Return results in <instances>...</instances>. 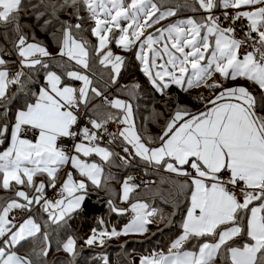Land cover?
<instances>
[{"label": "snow or ice", "instance_id": "1", "mask_svg": "<svg viewBox=\"0 0 264 264\" xmlns=\"http://www.w3.org/2000/svg\"><path fill=\"white\" fill-rule=\"evenodd\" d=\"M81 5L87 19L94 22L89 30L97 43L92 46L74 35L73 30H83ZM22 7L23 0H0V24L14 26L13 47L19 58V70L13 72L0 48V107L5 120L7 105L15 96L9 95L12 86L34 98L16 110L13 121L0 122V145L5 139L10 141L0 151V187L15 190L14 197L0 202V264H35L30 255L47 257L49 232L30 214L33 206L42 205L52 225L66 223L87 207V181L112 191L107 184L111 173L103 181L102 177L104 165L116 164L117 159V166L139 160L153 169L187 177L178 185V196L183 194L187 200L180 234L166 251L143 256L140 264H215L218 257L224 264H264V0H188L174 7H165L164 0H40L33 5L38 18L48 13L58 19L59 12L71 8V15L81 21H60L58 55L66 60L62 73L49 70L44 58L52 59V54L39 41L29 42L21 30ZM182 8L202 14L156 27ZM113 43L125 51L138 49L141 71L160 94L167 95L173 85L183 91L201 85L220 91L199 111L168 97L176 101L174 110L162 133L153 136L137 128L130 100H109L93 86L86 71L71 70L73 63L89 69L95 55L111 69L110 79L115 83L126 58L112 51ZM37 66L47 71L38 92H32L28 87L32 78L25 69ZM215 74L223 81L249 80L262 94L258 97L241 84H209ZM68 81L81 84L75 87ZM140 87L131 85L128 95L134 96ZM95 97H102L103 105L113 111L97 110L80 126V109H88ZM197 99L204 102L202 96ZM110 123L117 125V132L108 131ZM28 133L34 138H28ZM105 136L109 144L120 143L123 155L102 146ZM63 139L70 140L71 146H62ZM93 155L100 162L86 159ZM68 164L84 179L76 180L69 171L60 180L59 172ZM37 176L45 179L37 182ZM58 180L59 198L49 199L46 189L56 188ZM134 180L127 176L122 181V201H130L140 187ZM25 189L35 194L30 196ZM108 203L117 214L129 211L116 207L112 200ZM16 210L29 214L18 221L10 215ZM130 211L132 218L123 229L93 228L85 245L103 246L121 235L143 234L157 216L163 219L139 196L130 203ZM38 234L42 238L39 252L33 248L29 255L18 254L17 246ZM60 247L75 257L77 238L68 236Z\"/></svg>", "mask_w": 264, "mask_h": 264}, {"label": "trees", "instance_id": "2", "mask_svg": "<svg viewBox=\"0 0 264 264\" xmlns=\"http://www.w3.org/2000/svg\"><path fill=\"white\" fill-rule=\"evenodd\" d=\"M156 2L161 3V0H156ZM186 2H188V0H164V6L174 7L176 4H184ZM39 3L40 0H23V7L18 16V23L23 33L29 37V41L32 39L39 40V42L46 45L48 51L52 54V59L44 58L45 63L49 65V70L62 73L64 71V66L66 65V60L58 55L60 48L58 40L62 37L60 21L67 20L73 24L81 21H79L75 15H71L73 11L71 8L59 12L57 14L58 19L53 18L48 13H45L44 16L38 18V11L33 5H39ZM39 11H43V8H40ZM178 12L193 13L188 8H182ZM197 13L198 12L193 14ZM80 15L85 17L82 22L83 30L80 32L73 30L74 35H76L78 39L83 38L87 40L90 46L95 45L97 43L96 38L89 30L90 27H92V23L91 20L87 19V11L83 9L82 5ZM45 20H49L50 23L46 25L44 23ZM16 39L17 36L12 24H0V48L4 50V53L6 54L5 58L9 60L8 66L13 72L19 70V58L13 47V43ZM118 49L121 48L118 47ZM125 58V66L120 72L118 81L114 83L116 91L107 87L108 85H112L110 79L111 69L101 65L95 55L91 56L90 67L86 71L93 80V86L100 89L109 100L114 97L130 100L134 107V117L137 128L146 130L147 133L153 136H158L162 133L163 125L174 110L176 101H171L168 97H175L179 103L192 110L198 109L197 111L202 110L204 108V103L213 97V95L209 97L204 93H197L192 89L183 91L175 85L166 90L167 95L160 94L153 88L147 77L141 71V64L136 59L135 54L132 57L125 55ZM79 69L82 68L75 65V63L71 65V70ZM25 71L29 72L32 78V83H30L28 87L32 92H38V85L44 83V77L47 70L37 66V69H25ZM70 83L73 86L78 87L80 82L72 81ZM133 84H139L141 87L136 90L134 96H129L128 88ZM247 87L258 97L262 94V90L259 86L249 80L247 81ZM26 92L27 90L24 92L19 91L17 86H12L9 89V95L15 93V96L12 98L11 103L7 105L8 111L6 114V120L5 110L3 107H0V122L13 121L16 110L23 107L26 101L34 99L33 97H29ZM200 96L204 97V102L197 99V97ZM154 104L160 105V107L153 108ZM87 112L92 116L88 109ZM262 114H264V112H262ZM9 142V139H5V143L0 145V151H3L4 148L8 146ZM114 143L116 147L121 150L120 143ZM109 147L113 151L120 153L115 147ZM118 164L119 160L117 159L116 164L104 165L105 173L104 177H102V181L110 172L112 178L107 180V184L112 191L109 192L106 187L97 188L89 182L86 197L87 207L82 212L74 214L66 223H62L60 226L52 225L48 222L47 213L42 212L41 218H38L36 214L32 213L36 215L42 228L49 232V243L51 246L47 257H40L37 255L29 256V258L34 260L35 264H60L62 262H67L66 264H79L78 261H70L71 255L65 251L63 252L62 247H60V242L66 240L68 236H75L78 241V247L82 246L86 248L84 241L87 238V235L91 233L93 228L97 229L95 222H100L101 218L105 215H109V217L112 216L111 221H113V219H115V222L118 220L119 226L126 223L130 217H128V215L126 216V214L120 215L111 211L108 201L112 200L114 205L119 204L121 201L120 188L122 181L127 175L137 170L152 176L155 179V182L152 185L138 188L136 192L132 194L130 202H134L136 197L139 196V198L148 202L151 207H155L158 212L163 215V219L161 220L160 217L157 216V218L153 220L152 225H150V229L153 230L150 237L144 240H133L131 244L137 242L139 245L138 247L140 248L137 250L139 252L146 248H149L150 252L159 251L161 249H166L170 242L180 234V225L185 216L187 200L184 198L183 194L178 196V185L185 181L187 177L177 176L176 174L166 172L163 168L153 169L151 166L144 165L143 162L139 160L133 161L126 167L117 166ZM40 177L43 178L44 176ZM52 190L51 188H48L46 195ZM14 194L15 190H5L0 187V202H6V198L14 197ZM37 211H40V209ZM41 240L42 238L38 234L35 238H30L28 241L23 242L22 246H17L16 250L23 255H29L32 249L35 248L38 253L41 246ZM113 244L114 243L111 242L110 245ZM126 244L131 245L130 243ZM189 247H191V242ZM88 250H86V253L91 254L92 252ZM142 255L145 254L143 253ZM109 258L110 262L104 261L103 263L112 264L113 258L110 254ZM215 264H224V261L222 258L218 257Z\"/></svg>", "mask_w": 264, "mask_h": 264}, {"label": "rangeland", "instance_id": "3", "mask_svg": "<svg viewBox=\"0 0 264 264\" xmlns=\"http://www.w3.org/2000/svg\"><path fill=\"white\" fill-rule=\"evenodd\" d=\"M201 14H202L201 12H198L197 14L188 13V12H185V13L177 12V15L175 17H169L167 20L161 21V23L159 25H156V27L166 26L170 22H174L177 19H183V18H186L188 16L199 17ZM91 23L93 26L94 22L91 21ZM149 31H152V30L150 29ZM34 41H39V40L32 39L29 42H34ZM110 47L114 53L119 54V55H123V56L127 55L129 57H132L134 54L136 56V52L138 51V49H136V48H133L131 51H125L122 48L118 49V46H116L114 43L112 45H110ZM138 62L141 64V62L139 60H138ZM124 66H125V62H124V65L122 66V68H124ZM141 67H142V65H141ZM77 71H86V70L79 69ZM86 74H88L87 71H86ZM118 79H119V77H118ZM118 79L116 80V82L118 81ZM213 81H220V82L224 83V85L226 87H230L233 84H241V85H244L247 87V81L248 80L238 79L236 81H230V80L229 81H223V80H221L219 74H215L211 79H209L208 83L211 84ZM70 82H72V81H70ZM80 84H81V82L79 83L78 87L80 86ZM107 87L115 90V84L114 83H112V85H108ZM192 90H194L197 93H204L205 95L206 94L210 95L212 91H215L216 93H218L217 91H219L220 89H212V88H208L204 85H201L199 88H192ZM158 107H160V105H155V104L153 105V108H158ZM97 110L100 112L113 111L112 109L105 108V106L102 104V97H100V98L95 97L92 105H90L88 108V111L92 116L95 115V112ZM197 110L198 109H194L192 111H197ZM102 146H108L109 147L111 145L106 144V143H102ZM114 146H116V145H114ZM82 158H84V157H82ZM86 159L96 160L97 162H100V158L98 156H95V155H93L92 157L86 158ZM69 171L73 172V176L76 180L84 179V177L80 176V174L75 169L72 168L71 164H68L60 170V172H59L60 180H62L65 177V173L69 172ZM41 179H42V177H40V176L36 177V180H41ZM60 180L57 181V187L54 189L59 190L58 187H60ZM88 182H90V181H87V183ZM52 189L53 188H51V190ZM25 190H28V189H25ZM47 190H48V188L46 189V191ZM120 190H121V188H120ZM28 191H29L30 196L35 194L34 191H32V190H28ZM14 196H15V194H14ZM130 203H131L130 201L124 202L121 199L119 204L115 205L118 208H129V211L127 213H125L126 216L128 215V217H130L126 223L119 226L118 220L116 222H115V219H113V221H111L112 216L109 217V215H105L103 218H101V220L104 221L103 224H101L99 221L95 222V225L97 226V230L99 231V230L106 228L107 230L110 231L113 227H115L117 229V231H120L121 229H123V227L129 223V221L131 220L132 215H133L132 212L130 211ZM37 208L40 209V211H37L38 210ZM32 209H33L32 213L36 214L38 216V218H41L42 212H44L42 205H40V206L34 205ZM34 214H31V215L36 219L37 223H40L37 220L36 215H34ZM153 227H155V226H153ZM152 231L153 230L150 229V226L148 225V231L146 233H143V234L130 233L128 235H121L119 237H115V238H112L110 240H107L103 246L92 245V246H86V248L79 246L78 250H77V255L75 257L70 256V261H72V262L78 261L79 264H104L103 263L104 261L110 262V258H109V254H110L111 257L113 258L112 264H140V259L143 256L150 255L152 252H150L149 248H146L145 250L139 252V251H137L138 249H140L138 247L139 245L137 244V242H133L132 244H131V242L133 240H144V239L150 237V235L152 234ZM89 235H91V233ZM89 235H87V237ZM111 242H113L114 244L110 245ZM125 242L130 243L131 245L126 244ZM86 250L91 251L92 253L91 254L86 253ZM163 250L166 251L167 248L163 249ZM143 253L145 255H142ZM18 254L23 255L19 252H18ZM105 258H106V260H105ZM66 263L67 262H62L60 264H66Z\"/></svg>", "mask_w": 264, "mask_h": 264}, {"label": "built area", "instance_id": "4", "mask_svg": "<svg viewBox=\"0 0 264 264\" xmlns=\"http://www.w3.org/2000/svg\"><path fill=\"white\" fill-rule=\"evenodd\" d=\"M217 14H219V12H217ZM242 51H243V49H242ZM80 116H81V119L79 121L80 126H83L84 124H87L89 117H92V116H90L88 114L87 109H84V108H81L80 109ZM108 131L109 132H117L118 131L117 125L115 123H110L108 125ZM28 138H30V139L31 138H34L33 134L32 133H28ZM102 143L109 144L108 143V137L107 136H105V139H104V141ZM60 144L62 146H64V147H70L71 146V141L68 140V139H63V140L60 141ZM110 145L113 146V147H115L121 153V155H123L122 151L118 147L114 146L115 145L114 142L112 144H110ZM127 176H133V177H135V180L133 181V183L139 184L140 187L149 186V185L154 184V182H155V179L152 176H150V175H148V174H146V173H144L142 171H139V170L134 171V172L130 173ZM58 191H59L58 189H53L47 195V197L49 199H56L58 197L57 196ZM32 211H33V209L31 210L30 214H32ZM28 214L29 213H22L21 211L16 210L13 213H11L10 215L11 216H15V218L19 221V220H22L23 218H27V215Z\"/></svg>", "mask_w": 264, "mask_h": 264}, {"label": "crops", "instance_id": "5", "mask_svg": "<svg viewBox=\"0 0 264 264\" xmlns=\"http://www.w3.org/2000/svg\"><path fill=\"white\" fill-rule=\"evenodd\" d=\"M214 94H215V91H212L210 95H207V94H206V96H209V97H210V96H212V95H214ZM43 179H45V178L43 177L41 180H43ZM38 181H39V180H37V182H38ZM88 183H89V182H88Z\"/></svg>", "mask_w": 264, "mask_h": 264}, {"label": "water", "instance_id": "6", "mask_svg": "<svg viewBox=\"0 0 264 264\" xmlns=\"http://www.w3.org/2000/svg\"><path fill=\"white\" fill-rule=\"evenodd\" d=\"M152 223H153V222H152ZM152 223H151V224H149V226H150V225H152Z\"/></svg>", "mask_w": 264, "mask_h": 264}]
</instances>
